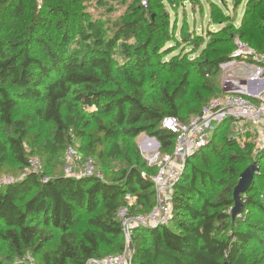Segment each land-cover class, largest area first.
<instances>
[{"label":"trees","instance_id":"16d2710c","mask_svg":"<svg viewBox=\"0 0 264 264\" xmlns=\"http://www.w3.org/2000/svg\"><path fill=\"white\" fill-rule=\"evenodd\" d=\"M263 6L264 0H249L234 30L262 52ZM154 11L148 0L113 23L87 19L73 0H43L41 6L37 0H0V167L11 161L14 173V180L0 187V241L6 244L0 264H28V256L35 264H87L120 253L125 239L117 213L127 196L136 199L134 213L152 210L158 168L143 160L137 138L156 137L162 154H172L177 136L163 120L175 116L188 122L201 113L220 92L214 78L234 49L214 38L196 61L182 65L174 56L156 67L155 33L168 32L169 17L154 19ZM183 40L193 42L192 34ZM116 52L123 63H117ZM161 71V78L154 76ZM190 96L197 105L188 118ZM236 132L221 133L223 140L187 159L175 185L170 223L136 229L132 264L264 263V251L252 260L255 249L264 247L258 171L243 195V211L232 216L240 175L256 162L253 157L264 159V150L257 151L249 132ZM75 139L85 157L121 158L126 167L112 177L98 170L66 173L65 150ZM33 156L40 158L42 172L26 170Z\"/></svg>","mask_w":264,"mask_h":264},{"label":"built area","instance_id":"2783aa9c","mask_svg":"<svg viewBox=\"0 0 264 264\" xmlns=\"http://www.w3.org/2000/svg\"><path fill=\"white\" fill-rule=\"evenodd\" d=\"M37 1L41 6L43 0ZM142 5L146 7L148 0H142ZM218 68L220 92L203 107L201 113L188 122L175 116L166 117L162 122L163 127L174 132L177 137L172 154L156 152L149 157V162H156L158 168L154 176L155 204L152 210L148 213H134L131 206L136 199L128 195L127 204L120 207L117 213L125 239L124 250L100 259H91L87 264H132L131 242L136 229L170 223L174 211L175 185L180 180L187 159L206 147L211 134L216 132L221 122L240 120L241 123L234 127H240L239 132L243 134L253 129L258 136L254 140L255 148L257 151L264 150V52L236 37L233 51ZM149 140L150 147L155 142L151 138ZM26 170L42 172L40 158L31 157ZM64 170L74 176L94 175L95 159L92 156L85 157L77 144L70 143L65 150ZM13 180V176L1 177L0 187ZM30 258L27 257L29 262Z\"/></svg>","mask_w":264,"mask_h":264},{"label":"rangeland","instance_id":"374dc122","mask_svg":"<svg viewBox=\"0 0 264 264\" xmlns=\"http://www.w3.org/2000/svg\"><path fill=\"white\" fill-rule=\"evenodd\" d=\"M73 1L79 3L80 9H84L87 19H97L103 21L111 20L113 23L121 20L123 17L129 16L133 10V7H138V9H140L142 5V0ZM248 2L249 0H151L155 10L154 13H152L154 19L157 18L158 20H163L164 15L169 17V21H167L166 24L168 27L169 23L168 32H162L161 29L155 33L157 34L156 36L160 44V50L153 60L155 66L159 67L158 61H168L174 56H177L174 58L180 59L182 65H187L186 61L188 60L191 62L196 61L200 52L208 45L209 42H212L214 38L223 39L220 43L228 47L231 51V49L234 47L235 38L239 37V35L236 33L234 35V30L240 27L241 20L244 16L245 8ZM110 34H112V31ZM187 34H192L193 42H185L183 40V36ZM75 37L76 36L73 35V39L71 41H73ZM73 44H77L75 40L73 41ZM166 49L172 51L168 54H165ZM115 55L117 63H123L119 52H116ZM148 73L151 75V72L148 71ZM166 73H168V71H166ZM161 74L162 71L160 73L154 74V76L161 78ZM214 79L216 82L215 84L217 86L220 85L221 77L219 73ZM197 80L198 76L193 72V84H195ZM214 94L211 97H214ZM196 100L197 99L190 96L187 100V103L185 104L186 109L189 111L188 118L196 114L194 111H192V108L197 105ZM28 123L30 125H33L34 123L35 126L36 120L34 118H29ZM214 123L218 125L216 122ZM237 123H241V121H236V119L225 121L217 136H215L217 130L211 134L210 142L206 145V147L208 146L209 149L212 141L223 140L221 133L230 135L232 131L239 132L240 127H234ZM144 135L149 136L146 133H144ZM257 137L258 136L256 135L255 131L252 129V132L250 133V139L256 140ZM213 138L214 140H212ZM75 144L80 146L81 141L79 139H75ZM99 149L105 151V147H99ZM156 152L162 154L160 151V146L157 147V142L153 143L150 147H147L146 150L144 149L142 151V158L148 166H157L156 162H149V157L156 154ZM92 157L95 159L96 171L98 170L100 174L103 173V171H106L111 177L118 176L122 169L127 165L126 161L121 158H107L104 160L105 162H103L100 160V158H98V155H94ZM60 160H62V158ZM254 161H256L257 165H260L257 173L256 193L260 197H264V193L262 192L264 186V159L261 160L259 157L255 156L251 160V163ZM12 167L13 164L11 161H9L7 165L0 167V178L13 175L14 173L11 172ZM254 215L256 216L253 219H257L259 217L257 212ZM5 250L6 244L0 241V253H3ZM258 251H264V247L255 249L252 260L257 257L256 255ZM31 262L34 264L36 263L30 258V262L28 261V263Z\"/></svg>","mask_w":264,"mask_h":264},{"label":"water","instance_id":"95a60500","mask_svg":"<svg viewBox=\"0 0 264 264\" xmlns=\"http://www.w3.org/2000/svg\"><path fill=\"white\" fill-rule=\"evenodd\" d=\"M152 139L157 141V147H159L160 143L158 142L156 137H152ZM258 169L259 166L256 162H254L241 173L239 181L234 189V207L232 209L233 218L241 214V212L243 211V195L251 189ZM224 264H228V262H225Z\"/></svg>","mask_w":264,"mask_h":264},{"label":"crops","instance_id":"0c3cea01","mask_svg":"<svg viewBox=\"0 0 264 264\" xmlns=\"http://www.w3.org/2000/svg\"><path fill=\"white\" fill-rule=\"evenodd\" d=\"M251 133V132H250ZM149 138L152 139V137L150 136H147V135H144V133H142L141 135H139V137L137 138V143H138V146L140 148L141 151H143L144 149L146 150L149 144ZM154 142H157L155 141L154 139H152ZM63 169H64V165H63ZM65 171V170H64Z\"/></svg>","mask_w":264,"mask_h":264}]
</instances>
